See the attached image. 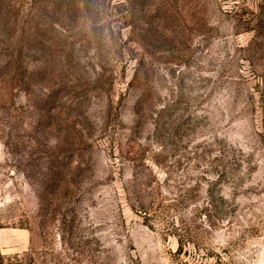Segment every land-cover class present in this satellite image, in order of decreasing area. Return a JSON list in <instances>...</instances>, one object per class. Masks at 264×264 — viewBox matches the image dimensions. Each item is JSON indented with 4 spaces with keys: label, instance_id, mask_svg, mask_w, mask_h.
Returning a JSON list of instances; mask_svg holds the SVG:
<instances>
[{
    "label": "rangeland",
    "instance_id": "rangeland-1",
    "mask_svg": "<svg viewBox=\"0 0 264 264\" xmlns=\"http://www.w3.org/2000/svg\"><path fill=\"white\" fill-rule=\"evenodd\" d=\"M0 264H264V0H0Z\"/></svg>",
    "mask_w": 264,
    "mask_h": 264
}]
</instances>
